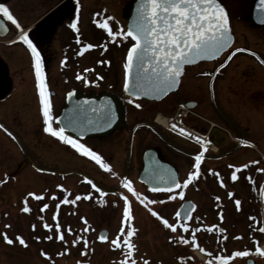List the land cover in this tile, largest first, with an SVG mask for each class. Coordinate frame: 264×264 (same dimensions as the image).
Returning a JSON list of instances; mask_svg holds the SVG:
<instances>
[{"label": "flooded vegetation", "instance_id": "obj_1", "mask_svg": "<svg viewBox=\"0 0 264 264\" xmlns=\"http://www.w3.org/2000/svg\"><path fill=\"white\" fill-rule=\"evenodd\" d=\"M131 1L0 0L21 25L17 29L0 14L4 24L0 28L1 202L11 200L22 209L29 207L28 213L35 218L43 217V228L44 223L52 225L45 228L47 236L53 237L48 245L52 250L55 244L65 247L62 256L75 264H87L94 248L104 259L105 251L111 253L108 264H120L124 259L126 246L114 248L111 244L120 234L124 197L130 205L125 229H135L129 238L135 245V264H200L198 255L204 257L203 264H264V255L255 252L256 247L264 249V231L260 230L264 229V215L257 198L258 117L254 127L248 123L241 96L247 83H258V70H264V16L256 7L258 0H222L233 35L231 46L213 61L185 66L176 92L152 101L122 93L129 39L113 41L107 30L99 27L108 22L113 31H126ZM22 32L39 53L53 117L60 116L71 94L74 99L80 94L112 96L117 114L112 127L88 132L86 127L52 122L53 128L63 127L66 136L97 153L100 163L44 131L34 57L18 39ZM88 44L94 47L88 48ZM89 74L95 81H86ZM253 94L258 95V90ZM158 115L200 133L205 145L163 127L156 120ZM63 122L68 124L65 119ZM201 152L199 166L194 168L195 156ZM194 171L198 176L183 185L188 173ZM233 171L237 172L235 181L231 179ZM173 179L182 187L171 193L174 199H168L170 193L163 189L171 187ZM125 181H131L135 195L123 186ZM180 191L183 197L176 195ZM41 194L42 199L35 198ZM236 200L240 201L239 210ZM45 204L48 207L41 211ZM149 209L170 223L180 219L189 231L178 226L173 232ZM179 211L189 213V218L177 217ZM53 213L57 214L55 220ZM0 223H5L2 213ZM57 224L64 240L55 238ZM101 235L106 240H100ZM181 236L189 242H180ZM69 243L81 245L78 258L69 259ZM174 248L176 252H171ZM181 248L185 250L177 252ZM244 250L249 251L248 256H231L233 251ZM223 255L230 259H217Z\"/></svg>", "mask_w": 264, "mask_h": 264}, {"label": "snow or ice", "instance_id": "obj_2", "mask_svg": "<svg viewBox=\"0 0 264 264\" xmlns=\"http://www.w3.org/2000/svg\"><path fill=\"white\" fill-rule=\"evenodd\" d=\"M256 7L261 16H264V0H258ZM0 14L14 24L17 29L21 28L16 17L3 3H0ZM107 19L111 20L112 18L109 17ZM3 27V21H0V28ZM71 27L73 29L77 27L76 20L72 21ZM99 27L107 30L108 36L113 41L117 40L118 37H123L125 40L130 38L133 41L128 48L126 60L123 65L124 90L125 92H130L133 96L150 94L149 91H143L145 83L149 86L154 85L153 90L161 94L176 87L185 64L194 63V58L199 59L208 54H219L228 46L231 40L229 32V16L226 7L222 4V0H137L136 11L132 21L127 27V31H124L122 28L118 31H113L108 22L100 23ZM18 39L27 44L34 57L33 66L35 69L36 88L39 93L41 112L44 119V131L50 133L52 136L59 137V139L71 145L72 148L81 152L84 156H91L93 160L100 163L101 157L91 148L80 143L77 139L66 136L63 127H52L53 120H59L60 117H53L51 115V102L48 98L47 85L44 82L42 74L43 69L39 61V53L26 32H22V34L18 36ZM87 47L92 48L94 46L88 44ZM236 51L241 50L237 49ZM253 55H255V53H253ZM228 59H231V56H229ZM261 62L264 63V61ZM225 63H227V61H225ZM223 66V64L220 65V67ZM80 78V76H77V79ZM136 88H140L142 92L135 91ZM133 103H135V101H133ZM135 106L137 108L142 107L140 104H136ZM0 127H2V125H0ZM180 131L183 132L184 129L181 128ZM199 139L200 138L198 137L197 140ZM241 143L247 144L248 142L242 140ZM202 156L203 152L195 156L196 164L193 166L194 168H198ZM101 167L107 166L101 164ZM242 167L247 168L248 165H243ZM109 171H111V169H109ZM258 171H264V169H258ZM198 174V171L189 172L188 177L182 182L183 185L186 186L189 184L192 179L198 176ZM237 178V172L233 171L231 179L235 181ZM88 183L92 184L93 188H96V185L92 183L91 180H89ZM170 183L171 187L163 190L170 193L168 199H174L175 197L174 195H171V193H173L175 189H180L182 185L181 182L176 179L171 180ZM123 186L127 188L129 192H133L134 195L136 194L132 188L131 181H125ZM58 187L60 186L58 185ZM152 190L156 191L157 189ZM27 195L31 197L34 194L28 193ZM176 195L183 197L184 193L183 191H180L176 193ZM229 195L231 196L232 194L229 193ZM35 198L42 199L43 194L36 196ZM53 198H55V194H53ZM79 198L80 197L78 196L77 199ZM144 199L146 200L148 198L144 197ZM124 201V219L121 221L120 234H118L116 239L111 241V244L114 248L126 246L127 251L120 264H135V261L132 259V250L135 248V245H133L129 239L134 235L135 229L132 227H127V229H125V224L130 219V205L127 197H124ZM64 202H67V200ZM140 202L143 203L144 201L141 200ZM153 203H155V201H153ZM235 203L239 210L240 201L236 200ZM47 207V204L43 205L41 211ZM57 207H59V205H57ZM22 210L24 212L30 211L27 206ZM149 211H151L153 216L160 219L166 228L173 232L176 231L178 226L185 232L189 231V226L187 224H181L180 219H177L176 223H170L166 218L160 216L158 212L151 209H149ZM56 216L57 214L53 213L54 220L56 219ZM176 216L180 217V213L177 212ZM188 218L189 213H185L182 219L187 220ZM41 219H43V217H41ZM43 226L45 228L52 227V225L47 223H44ZM5 227L9 226L6 225ZM33 228H35V225H33ZM56 229L57 235L55 238L58 240H64V236L60 234L59 224L56 225ZM260 230L264 231V229ZM69 231H71V229H69ZM0 235H3V239L8 244L14 242L6 233ZM121 235L123 236L122 244L120 243ZM52 238L53 237L51 236L45 237V239L49 240ZM106 238L105 235L99 237L102 241L106 240ZM15 239L21 245L26 246V241L21 236L17 235ZM36 239H40V237H36ZM78 239H83V237H79ZM169 239L171 240L173 237H169ZM179 239L180 242L185 244L189 242L183 236L179 237ZM76 242L77 241L74 240L72 243L75 244ZM85 246H87L86 241ZM255 252L264 255V249H261L260 247H256ZM42 254L47 255L46 253ZM248 255V250L233 251L231 254L232 257H245ZM217 259L227 262L230 257L223 255L217 257ZM144 264H148V262L144 261Z\"/></svg>", "mask_w": 264, "mask_h": 264}, {"label": "rangeland", "instance_id": "obj_3", "mask_svg": "<svg viewBox=\"0 0 264 264\" xmlns=\"http://www.w3.org/2000/svg\"><path fill=\"white\" fill-rule=\"evenodd\" d=\"M87 40V39H86ZM130 41H128L129 43ZM97 53V52H95ZM90 55V54H88ZM95 74V73H93ZM86 81L90 83L95 81L93 75L86 76ZM118 88L121 83L120 71L117 74ZM117 88V90H118ZM246 90L242 92L241 96L245 101V113L247 121L254 127L255 117H258V149L263 151L264 147V70H258V83L246 84ZM258 90V95H254L253 92ZM258 169H264V162L259 158L258 154ZM258 209L264 215V171H258ZM0 213L5 215V223H0V234L6 233L9 238L13 239L12 244H8L3 235H0V264H75L72 261L65 260L63 253H65V247H58L59 244H55V248L48 245L47 230L41 226V217L24 212L20 205H16L10 201L7 203L0 200ZM261 221L264 218L261 217ZM8 225L9 227H5ZM35 225V228H33ZM21 236L26 241V246L21 245L15 238ZM40 237V239H36ZM264 236L262 237V239ZM69 251L72 257H79L80 244H68ZM99 245H96V247ZM105 247V246H104ZM106 248V247H105ZM104 248V249H105ZM87 259V264H108L107 260L111 256L110 252L106 253L105 259L100 257V253L95 252ZM101 249V247H100ZM168 250V247L166 248ZM185 249L181 248L177 252L182 253ZM56 251V252H55ZM171 252H176L175 248L170 249ZM42 253H46L44 255ZM66 254H69L66 252ZM61 255V256H59ZM200 264L203 260L200 258Z\"/></svg>", "mask_w": 264, "mask_h": 264}, {"label": "water", "instance_id": "obj_4", "mask_svg": "<svg viewBox=\"0 0 264 264\" xmlns=\"http://www.w3.org/2000/svg\"><path fill=\"white\" fill-rule=\"evenodd\" d=\"M136 5H137V0H133L131 2L129 13H128V16L125 22L126 31H127V27L129 23L132 21L133 16L135 14ZM4 32H2L1 35H3ZM229 32H230L231 40L228 46L222 52H220L219 54H208L206 56H202L199 59L194 58L195 60L194 63H197L200 61H212L216 59L217 57H219L224 51H226L230 47L233 41V35L231 32L230 25H229ZM194 63H191V64H194ZM191 64H185L183 66V71L186 65H191ZM183 71H182V74H183ZM177 87H178V84L176 87L171 88L170 90H167L165 93L161 94L153 90L154 85L149 86L147 83H145L143 86V91H149L150 94L149 95L140 94L138 96H133L130 94V92H125L124 81H123L122 93L128 98L152 101V100H160L167 94L176 92ZM135 91L142 92L140 88H136ZM66 104H67L66 107L61 111V114L59 116L60 119L57 121L61 123L60 124L61 126H67V127H73V128L86 127L88 128V132H94L97 129H106V128L112 127L117 118L115 102L112 96L108 93H101L97 96L94 94H91L88 96L80 94L77 97V99H74L73 94H71V96L66 100ZM64 119H65V122L68 121L67 125L63 124ZM179 213L181 217L185 215V214H182L180 211Z\"/></svg>", "mask_w": 264, "mask_h": 264}, {"label": "bare ground", "instance_id": "obj_5", "mask_svg": "<svg viewBox=\"0 0 264 264\" xmlns=\"http://www.w3.org/2000/svg\"><path fill=\"white\" fill-rule=\"evenodd\" d=\"M156 120L161 124H165V125L169 124V121H167V119L164 116H158Z\"/></svg>", "mask_w": 264, "mask_h": 264}]
</instances>
